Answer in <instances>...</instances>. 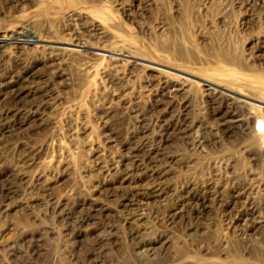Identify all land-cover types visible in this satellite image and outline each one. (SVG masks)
Segmentation results:
<instances>
[{
	"label": "rangeland",
	"instance_id": "374dc122",
	"mask_svg": "<svg viewBox=\"0 0 264 264\" xmlns=\"http://www.w3.org/2000/svg\"><path fill=\"white\" fill-rule=\"evenodd\" d=\"M262 126L264 0H0V264H264Z\"/></svg>",
	"mask_w": 264,
	"mask_h": 264
},
{
	"label": "bare ground",
	"instance_id": "6f19581e",
	"mask_svg": "<svg viewBox=\"0 0 264 264\" xmlns=\"http://www.w3.org/2000/svg\"><path fill=\"white\" fill-rule=\"evenodd\" d=\"M259 116V115H258ZM256 118V117H255ZM259 119V118H258ZM262 127H264V126H262Z\"/></svg>",
	"mask_w": 264,
	"mask_h": 264
}]
</instances>
